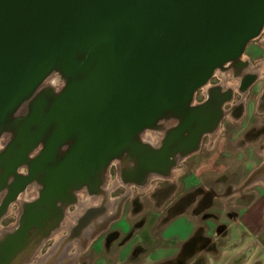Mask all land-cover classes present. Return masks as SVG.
I'll return each instance as SVG.
<instances>
[{
	"label": "water",
	"instance_id": "95a60500",
	"mask_svg": "<svg viewBox=\"0 0 264 264\" xmlns=\"http://www.w3.org/2000/svg\"><path fill=\"white\" fill-rule=\"evenodd\" d=\"M263 28L264 0H0V219L18 209L0 264L31 261L79 194L103 200L111 166L124 186L169 179L233 101V87L208 83L229 65L249 66L243 53ZM97 211L76 221L78 235ZM202 234L168 264L206 247Z\"/></svg>",
	"mask_w": 264,
	"mask_h": 264
},
{
	"label": "rangeland",
	"instance_id": "374dc122",
	"mask_svg": "<svg viewBox=\"0 0 264 264\" xmlns=\"http://www.w3.org/2000/svg\"><path fill=\"white\" fill-rule=\"evenodd\" d=\"M242 60H247L249 62L248 69L258 75V82L252 90L250 89L241 94L237 90V80H233L231 74L222 71L215 72V77L210 80L208 86L213 83L223 85V87L235 86L234 98L230 105L241 101H243V105L246 104L244 105L246 115L243 117V120L236 121L235 117H230L226 114L225 119L217 131L213 135H208L204 138L200 150L192 156L180 161L179 166L174 169L177 170V176H175L174 179H159L151 177L147 185L143 188L124 186L117 177L114 167H110L107 172L104 190L108 199H118V202L122 204L120 209L121 212L119 213L121 214L120 217L123 216L120 220H118L120 218L118 216L119 218L114 219L116 222L107 225L103 229L106 230L102 233L103 236L94 243L92 242L95 241L93 238L94 236H92L88 241V243L90 241L93 243L92 247L90 243L87 244L89 248L86 246L87 248L85 252L83 250L79 251L72 264H97L100 262L99 259L101 257L106 259V264L116 262L118 260L119 247L123 244L125 239L129 237L124 234L122 235L120 229H127V226H130L133 231L138 229L143 221H145L146 216L153 212L152 209L160 206L162 207V212L169 216L186 200L189 201L186 208L191 206L190 208H192L194 212H202L212 205L211 211L208 209V218L214 222L206 219L203 221L206 229L204 237L209 241L213 240L214 242L208 251L215 250V248H218L225 243L237 242L241 234V229L237 225L229 223V215L232 213L230 212V209L223 208V205L231 207L232 200L223 203L219 200L221 197L220 194L216 192V190H213L205 204L199 206V198L205 193V190L196 185L198 183L203 184L206 182L207 184L214 183L217 176L220 179L227 177L232 179V177H234L236 183H242L239 185L236 184L237 186H235V188L237 189L239 187L241 189L243 184L249 181V179L264 176V168H261L260 170L256 169L258 170L257 173L256 170L254 171L253 169L255 165L258 166L259 164H264V112L259 113L257 111L258 99L264 84V28L261 35L248 44L243 53ZM220 76H224L226 79L222 81ZM225 112H227V108ZM227 129H230L232 133H226ZM233 131H235V133H233ZM210 138H212V140ZM213 143H216L215 148H213ZM151 144L154 145L155 143ZM185 181L186 183L191 181V183L185 185ZM181 182L183 186L176 190V187H178V184ZM255 191L258 194L263 193V190H261L259 186L255 187ZM127 193L129 196H127ZM27 194L31 196L28 199L33 198L31 192H28ZM187 194L188 196L185 198L186 200L183 199L179 204L175 203L176 200ZM81 196L82 195L79 194V198ZM213 196L215 199L212 198ZM99 201V199L92 200L91 206L96 205V202ZM76 209L77 207L75 206L69 208L67 211L68 215L74 213ZM9 210L8 217L2 222V225L6 223H15L14 219L16 218L17 211L16 205L10 207ZM235 211L237 210L235 209ZM221 213H223V215L221 216L222 219L220 221L217 219V216L221 215ZM191 219L189 213V215H182L166 224L162 233H164L163 235L165 238H168L167 242H165L167 246H170L171 249L177 246L178 238L175 236H178L179 238L185 236L184 232L192 224ZM226 224L229 225V238L227 241L224 237L225 233L222 232L223 229L221 228V225L225 226ZM217 226L220 227L216 228ZM58 233H62L63 236L67 235L65 230H61ZM98 233L100 232H97L96 234ZM53 235L45 243L44 248L42 250L39 249L36 252L34 258L31 260L32 264H37L36 259L39 257H44L41 264H54L67 252H76L74 245H69L70 247L68 246L66 248V245L69 243H59L55 249H52L55 242V236ZM100 249L102 250L99 253L98 251ZM199 253L200 252L194 255L185 264H204L207 253L206 251L202 254ZM146 256L147 253L144 248L141 245H135L128 261L133 264H141ZM89 260L90 263H88Z\"/></svg>",
	"mask_w": 264,
	"mask_h": 264
},
{
	"label": "crops",
	"instance_id": "0c3cea01",
	"mask_svg": "<svg viewBox=\"0 0 264 264\" xmlns=\"http://www.w3.org/2000/svg\"><path fill=\"white\" fill-rule=\"evenodd\" d=\"M238 105H240V102L235 103V106ZM243 117H245L244 107L241 108L239 114L235 116V120H243ZM261 168H264V164H260L259 166L255 165V167H253L254 171ZM175 171L177 170H174V172ZM175 176L177 175L175 174L171 179H174ZM187 183H191V181ZM187 183L185 181L184 184L186 185ZM236 184L239 185L242 183H236L234 177H232V179H229L228 177L220 179L217 176L214 183L207 184L206 182L203 184L198 183L196 185L203 190H216V192H218L221 196L219 200H221L223 203H225V201L228 202L229 200H232L231 207L223 205V208L230 209V212L232 213L229 215V223L237 225L241 229L240 237L236 243L235 241L233 243H225L220 245L218 248H215V250L213 249L212 251L206 252L207 254L204 264H264V176L249 179V181L243 184L241 189L239 187L236 189ZM181 186H183L182 182L178 184L176 190L181 188ZM258 186L261 188V190H263L262 194H258L255 191V187ZM212 198L215 199L214 196ZM190 207L185 208V210L180 214L167 216V214L162 212L163 210L160 206L158 208L152 209L153 212L146 216L145 221H143L138 229L133 231L131 230L130 226H127V229H120L122 235L124 234L129 237L125 239L123 244L119 247L118 260L112 264H133L128 260L135 245H141L147 253L145 260L141 264H168L169 262L174 261L182 245L198 229L203 230L202 236L204 237V232L206 229L203 221L204 219L211 220L208 218V209L211 211L212 205L202 212H194V210ZM235 209L237 211H235ZM189 213L192 218V224L184 232L185 236H183V238L175 236L178 238L177 246L171 249V247L167 246L165 243L167 242L168 238L164 237L162 230L165 228L166 224L173 221L175 218L185 214L189 215ZM120 215L121 214L118 216L120 217ZM222 215L223 213L217 216V219L221 221ZM121 217L118 220H120ZM211 221L214 222L213 220ZM221 226L223 229L222 232L225 233L224 237L227 241L229 238V225L226 224L225 226ZM218 227L220 226H217L216 228ZM98 235L99 233L93 237L94 240L99 239L97 237ZM73 241L75 243L80 242L78 240ZM89 243L92 247L93 243L91 241ZM210 243H214L213 240H210L208 245ZM86 246L83 249L84 252L88 247ZM206 247H204L199 252L201 254L204 253ZM101 250L102 249H100L98 252L100 253ZM99 261L100 262L97 264H106V259L103 257H101ZM88 263H90V260Z\"/></svg>",
	"mask_w": 264,
	"mask_h": 264
},
{
	"label": "flooded vegetation",
	"instance_id": "af4514ba",
	"mask_svg": "<svg viewBox=\"0 0 264 264\" xmlns=\"http://www.w3.org/2000/svg\"><path fill=\"white\" fill-rule=\"evenodd\" d=\"M226 73L228 74H231V76H232V78H233V80H237V82L238 83H240L241 82V84H244L249 78H250V75L251 74H253V72L252 71H250L249 69H248V66H246L245 68H243V69H236L233 65H229L228 66V69H227V71H226ZM213 77H215V75L213 76ZM257 82H258V79H257V81H255V83L248 89V90H252V88L257 84ZM216 85H219V84H217V83H213V84H211L209 87H212V86H216ZM203 99H204V91H200V92H198L197 94H196V96H195V103H200V102H202L203 101ZM258 101H259V99H258ZM244 105H246V104H244ZM244 105H243V107H244ZM226 108H227V111H230V113H231V116H233V117H235L237 114H239V112H240V110H241V108H242V105L240 104V105H238V106H235V103H233L232 105H226L225 107H224V111L226 110ZM244 111H245V107H244ZM225 115H226V112H225V114H224V118L221 120V122H220V125H221V123L223 122V120L225 119ZM245 115H246V113H245ZM219 125V126H220ZM226 133H228V134H230V133H232V131L230 130V129H227V131H226ZM233 133H235V131H233ZM224 135V134H223ZM205 137H207V136H205ZM205 137H203L202 138V140H201V144H200V148H201V145H202V143H203V141H204V138ZM216 147V143H213V148H215ZM200 148H199V150H200ZM198 150V151H199ZM192 156V155H191ZM190 157V156H189ZM188 158V157H187ZM260 165V164H259ZM258 165V166H259ZM112 167V166H111ZM114 167V169H116L115 168V166H113ZM258 170H260V169H258ZM258 170H256V173H257V171ZM24 172H25V170L24 169H21V170H18L17 171V173H19V174H24ZM167 190V189H166ZM212 191L213 190H211V189H208V190H205V193H203L202 194V196H201V198H199L200 200H199V202H198V205L199 206H203L204 204H205V202L209 199L208 197L210 196V194H212ZM175 193H176V191H175ZM175 193H174V195H175ZM188 196V194L187 195H185V196H183L182 198H180V199H178V200H176V202L175 203H181L182 201H183V199L184 200H186L185 198ZM182 199V200H181ZM22 200V199H21ZM106 204H107V196H105V198L103 199V200H100L99 201V203L97 204V205H94V206H91V207H88V208H86V210H88V209H91V208H95V209H98V211H97V214H100L101 213V211H103L104 210V213H101V215H99L97 218H95V220H91V222L89 223V226L90 227H102L103 225H104V223H106L107 222V220H109L108 221V224L107 225H110L111 223H113V222H116L114 219L116 218L115 216H116V214H117V212H119L120 211V209H121V206H122V204H120V202H118L117 203V207H116V212H115V214H113L110 218H105L104 217V214H105V211H106ZM14 205H16V204H12L10 207H12V206H14ZM10 207L7 209V212L5 213V215L0 219V239H2V237L6 234V233H8V232H11L13 229H14V224H10V223H6V224H4V225H2V222H4V220H6L7 219V217H8V214H9V209H10ZM16 218L14 219L15 220V222H16V219H17V213H18V209H17V205H16ZM85 212V211H84ZM121 212V211H120ZM85 215H86V212L85 213H83V214H81L77 219H76V221H80L81 222V220H83V218H85ZM123 216V215H122ZM94 217V216H93ZM102 219V221L100 222V223H98L99 222V219ZM100 219V220H101ZM104 219V220H103ZM87 219H85V221H86ZM76 221H75V223L73 224V226L71 227V229L69 230V232H66L67 233V235L64 237V238H62L61 239V241H60V243L61 244H67V243H69V242H71V241H73V240H78V241H80V242H84V240H85V237H86V231H82V233H80L79 235L76 233V228H77V226H78V224L76 223ZM99 225H101V226H99ZM104 229V228H103ZM101 230L100 231V233H99V235L97 236L98 238H100L101 236H103V234L102 233H104V231H106V230ZM87 233H89V235H92V236H96L97 234H95V233H93L92 231H90V232H87ZM93 233V234H92ZM68 240H69V242H68ZM97 240V239H96ZM95 240V241H96ZM47 242V241H46ZM45 242V243H46ZM92 242H94V241H92ZM45 243H43V245L41 246V248H40V250H42L43 248H44V246H45ZM212 245H213V243H210L206 248H205V251L207 252L208 250H209V248H211L212 247ZM34 258V257H33ZM26 264H32V261H29L28 263H26Z\"/></svg>",
	"mask_w": 264,
	"mask_h": 264
},
{
	"label": "bare ground",
	"instance_id": "6f19581e",
	"mask_svg": "<svg viewBox=\"0 0 264 264\" xmlns=\"http://www.w3.org/2000/svg\"><path fill=\"white\" fill-rule=\"evenodd\" d=\"M220 79L223 81L224 79H226V77L220 76ZM230 87L235 88V86H230ZM242 103H243V101L240 102L241 105H243ZM226 114L231 117L230 111H227ZM144 139L146 141L150 142V143H156L157 140H158V138L156 137V135L155 134H152V133H146L144 135ZM210 139L212 140V138H210ZM176 173H177V171H175V172L173 171L170 178H172ZM127 196H129L128 193H127ZM29 197H31V196H29L26 193L21 198L22 199H28ZM92 200H95V199H88V198L83 197V196L80 197V201H81L80 206L77 207V209H76V211L74 213H72L71 215H67L66 216L65 221L62 224L61 228L57 232L54 233L53 236H55V242L53 244L52 249H55L59 245L61 239L64 238L63 234L62 233L59 234L58 232L61 231V230H65L66 232H69V230L71 229V227L75 223L76 219L81 214L84 213V211L86 210V208L91 207V203H92L91 201ZM117 202H118V199L114 200V199H108L107 198L106 211H105V214H104V217L105 218H110L113 214H115L116 207H117ZM96 203L98 204L99 202H96ZM119 212H117V214L115 216L116 218L120 214ZM100 219H99V222L98 223H100L102 221V219L101 220ZM108 221L109 220H107V222L104 223V225L102 227H96V228L94 226L93 227H88L85 230L86 231V237H85L84 242H78V243H74V241L69 242V244L66 245V248L69 245L70 246L74 245L75 246V249H76V252L75 253H68L67 252L65 255H63L62 257H60L59 260L57 262H55L54 264H72L75 261L76 254L79 253V251L83 250L84 247L88 244V241L92 238V235H89V233H87V232L92 231L95 234L97 232H100L103 228H105L107 226ZM99 226H101V225H99ZM71 243H73V244H71ZM52 249H51V251H52ZM43 259H44V257L37 258L36 259L37 264H39V263L41 264V262L43 261Z\"/></svg>",
	"mask_w": 264,
	"mask_h": 264
}]
</instances>
